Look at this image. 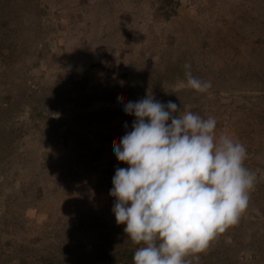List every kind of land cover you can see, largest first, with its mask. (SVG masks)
Instances as JSON below:
<instances>
[{"label":"rangeland","instance_id":"1","mask_svg":"<svg viewBox=\"0 0 264 264\" xmlns=\"http://www.w3.org/2000/svg\"><path fill=\"white\" fill-rule=\"evenodd\" d=\"M185 64L207 92L179 86ZM146 93L214 117L255 174L237 221L185 259L264 264V0H0V264H133L112 148L133 122L117 105Z\"/></svg>","mask_w":264,"mask_h":264},{"label":"clouds","instance_id":"2","mask_svg":"<svg viewBox=\"0 0 264 264\" xmlns=\"http://www.w3.org/2000/svg\"><path fill=\"white\" fill-rule=\"evenodd\" d=\"M180 87L207 92L209 81L185 64ZM133 117L112 154L119 164L109 195L117 225L137 247L133 264H192L217 233L247 207L255 174L245 166L246 149L230 135H217L214 117L191 111L178 116L177 103L151 93L118 104ZM127 127V125H125Z\"/></svg>","mask_w":264,"mask_h":264},{"label":"trees","instance_id":"3","mask_svg":"<svg viewBox=\"0 0 264 264\" xmlns=\"http://www.w3.org/2000/svg\"><path fill=\"white\" fill-rule=\"evenodd\" d=\"M160 2L162 3V7H163V6L167 5V4H169L171 2V0H160ZM161 14H162L161 16H163V18H165L167 20V19H169L171 16H173L175 14V9L173 8V9H171V11L166 12V13H161ZM106 254L107 253H105L104 251L101 250L99 254H96L95 256H91V257H89L86 260L87 256H84L83 255V251H80V254L77 255V259L76 260H73V261L71 260V262H72V264H74L76 262H82L83 261V263H86L88 261L87 264L88 263H90V264L91 263L92 264H102L104 262L103 261L104 259L103 258L101 259V256L102 255H106ZM132 258H133V256H132ZM53 262H54V260L53 261L47 260V262L43 260L40 264H45V263H47V264H54ZM55 264H58V263H55Z\"/></svg>","mask_w":264,"mask_h":264}]
</instances>
